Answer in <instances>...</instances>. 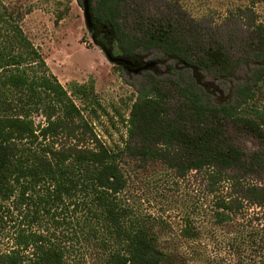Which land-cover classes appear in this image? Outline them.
I'll use <instances>...</instances> for the list:
<instances>
[{
  "label": "trees",
  "instance_id": "trees-1",
  "mask_svg": "<svg viewBox=\"0 0 264 264\" xmlns=\"http://www.w3.org/2000/svg\"><path fill=\"white\" fill-rule=\"evenodd\" d=\"M125 3L93 2L90 30L95 43L106 50L107 31L122 57L131 59L153 48L192 76L148 75L131 104L122 147L98 139L17 17L0 3V240L6 236L12 243L0 251V264H64L67 252L42 231L20 223L5 229L7 218H13L8 202L34 224L47 217L59 225L65 217L60 221L57 214L72 213L65 222L73 224L72 237L95 246L102 264H219L217 255L163 249L158 235L130 215L120 199L126 185L121 167L125 156L159 162L178 177L200 172L214 197L215 224L228 223L245 203L264 205V187L244 181L264 167V107L252 115L243 112L264 76V23H245L242 41L238 36L224 43L222 37L171 16L128 27L123 23ZM231 40L239 41V55L231 51ZM240 62L254 65L249 80L234 88L231 100L214 97L213 80L205 76L227 80ZM71 91L98 104L91 84L75 85ZM35 115L41 121L35 122ZM229 128L250 133L260 148L246 153ZM261 231L246 239L251 246L255 240L261 244L252 264H264V226ZM182 235L196 240L198 231L188 224Z\"/></svg>",
  "mask_w": 264,
  "mask_h": 264
},
{
  "label": "rangeland",
  "instance_id": "rangeland-1",
  "mask_svg": "<svg viewBox=\"0 0 264 264\" xmlns=\"http://www.w3.org/2000/svg\"><path fill=\"white\" fill-rule=\"evenodd\" d=\"M82 1L0 0V3L17 17L24 33L44 58L48 70L81 108L98 139L111 147H122L127 140L131 104L148 75L178 79L181 74L192 76V72L173 60L163 59V55L153 48L140 51L130 59V64L111 62L95 43L92 28L86 26ZM94 1L91 0L89 7ZM169 16L182 23H191L198 31L220 36L224 43L238 36L242 41L246 36L245 23H264V0H126L123 23L132 27L138 20L145 23L147 19ZM94 31L98 33L97 28ZM108 35L105 31L103 42L106 49L114 57L121 56ZM239 41H230L233 45L231 51L236 55L241 53L237 47ZM253 67V64L240 62L234 76L227 80L213 79L210 74L205 79L213 80L214 97L231 100L234 88L249 80ZM79 84L92 85L98 104L83 101L72 94L71 89ZM262 107L264 76L257 82L253 97L243 106V112L252 115L254 110ZM34 120L41 121V117L35 115ZM229 131L246 153L260 148L258 140L250 133L231 128ZM121 167L126 178V185L120 193L122 205L132 217L158 235V243L163 249L189 255L192 252L210 257L217 255L219 264H252L258 257L260 242L255 240L251 246L246 239L250 234L262 233L264 205L245 203L240 214L228 223L215 224L212 218L214 197L203 184L200 172L192 170L178 177L159 162L144 163L126 156L121 160ZM244 181L248 185L264 187V167L246 176ZM7 206L13 218L12 221L7 218L9 222L5 229L20 223L61 242L67 251L64 264H102L95 246L77 242L72 237L73 224L65 223L72 219V213L65 212L61 217L57 214L60 221L65 217L59 225L47 217L34 224L23 213L18 214L14 204L8 202ZM188 224L198 231L196 240L182 235ZM0 241V251L12 244L6 236Z\"/></svg>",
  "mask_w": 264,
  "mask_h": 264
},
{
  "label": "water",
  "instance_id": "water-1",
  "mask_svg": "<svg viewBox=\"0 0 264 264\" xmlns=\"http://www.w3.org/2000/svg\"><path fill=\"white\" fill-rule=\"evenodd\" d=\"M82 6H83V14H84V19L85 23L88 29L92 27V18L90 14V7H89V1L88 0H83L82 1ZM106 57L111 61V62H117V63H126L130 64L132 61L130 59L124 58L122 56H112L110 52L106 49L103 50Z\"/></svg>",
  "mask_w": 264,
  "mask_h": 264
}]
</instances>
